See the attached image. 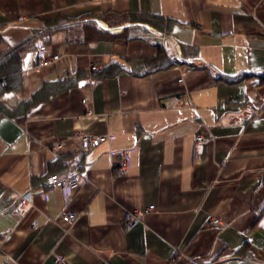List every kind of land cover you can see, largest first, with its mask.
<instances>
[{
  "label": "crops",
  "instance_id": "1",
  "mask_svg": "<svg viewBox=\"0 0 264 264\" xmlns=\"http://www.w3.org/2000/svg\"><path fill=\"white\" fill-rule=\"evenodd\" d=\"M40 38L62 58L37 71ZM25 42L21 87L0 95V264H264V0H0V55ZM149 59L167 66L141 75ZM81 132L115 137L84 149ZM71 158L66 203L46 177Z\"/></svg>",
  "mask_w": 264,
  "mask_h": 264
},
{
  "label": "built area",
  "instance_id": "2",
  "mask_svg": "<svg viewBox=\"0 0 264 264\" xmlns=\"http://www.w3.org/2000/svg\"><path fill=\"white\" fill-rule=\"evenodd\" d=\"M166 38L169 39L171 43L170 54L172 59H174L175 61H183L184 58L182 57L179 45L175 41L173 36L166 35ZM35 44H36L37 54L33 68L36 69L37 71H41L43 68L56 63L58 60L62 58V55L51 50L43 39L40 38L36 40ZM197 60H199L201 65L204 66L207 65V61L203 57ZM93 70L97 72H102L103 67L94 66ZM114 137L115 135L113 133H103V134H93L89 132L80 133V139H81L82 147L84 149H91L97 147L105 141L112 140ZM198 139L201 142L208 141L207 137L201 135L198 136ZM117 152L122 157L120 170L124 171L127 169L129 165L131 149H123ZM82 180H83V172L80 168L79 160L77 158H71L68 161V169L65 174H58L56 172H52L48 174L46 177V182L49 186L62 188L66 203H69L72 200L76 191L80 188ZM153 208L154 205L152 204L144 209H136L133 211H128L126 214L127 226L133 227L143 218L146 212L152 210ZM62 217L65 221L69 223H74L78 219L79 214L74 211H66L63 213ZM210 223L216 227H220L222 222L220 218L213 217L210 220ZM33 226L35 227L37 226L36 221L33 222Z\"/></svg>",
  "mask_w": 264,
  "mask_h": 264
},
{
  "label": "trees",
  "instance_id": "3",
  "mask_svg": "<svg viewBox=\"0 0 264 264\" xmlns=\"http://www.w3.org/2000/svg\"><path fill=\"white\" fill-rule=\"evenodd\" d=\"M60 21L63 22L64 19ZM60 21L59 19L53 22L47 20L45 26H47L48 30L51 32L58 26H62L60 25L61 23H59ZM26 45V42L18 44L0 55V95L6 91L19 89L21 87L23 73L22 55L26 49ZM136 65V69H142V71H139L141 75L164 66V64L161 65L159 62L152 61V59L141 61ZM101 74H106L105 68H103ZM82 76L83 73L77 71L74 74H67L60 79L46 81L32 94L30 99L24 101L23 104L24 106H30L31 104L49 99L70 86H73Z\"/></svg>",
  "mask_w": 264,
  "mask_h": 264
},
{
  "label": "rangeland",
  "instance_id": "4",
  "mask_svg": "<svg viewBox=\"0 0 264 264\" xmlns=\"http://www.w3.org/2000/svg\"><path fill=\"white\" fill-rule=\"evenodd\" d=\"M22 18H24L23 16L20 17V20H22Z\"/></svg>",
  "mask_w": 264,
  "mask_h": 264
}]
</instances>
